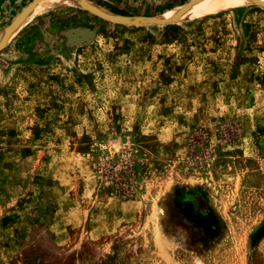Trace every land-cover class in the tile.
I'll return each mask as SVG.
<instances>
[{
  "label": "rangeland",
  "instance_id": "obj_1",
  "mask_svg": "<svg viewBox=\"0 0 264 264\" xmlns=\"http://www.w3.org/2000/svg\"><path fill=\"white\" fill-rule=\"evenodd\" d=\"M34 1L0 0V264H264V2Z\"/></svg>",
  "mask_w": 264,
  "mask_h": 264
},
{
  "label": "trees",
  "instance_id": "obj_2",
  "mask_svg": "<svg viewBox=\"0 0 264 264\" xmlns=\"http://www.w3.org/2000/svg\"><path fill=\"white\" fill-rule=\"evenodd\" d=\"M105 166V176L106 181H111L110 183L113 185V187H116V194L128 198L132 196L133 192L130 189L131 184H129L128 176L131 174L132 171H130V167L128 166L124 169H119L118 162L108 161L106 162ZM132 170V169H131ZM124 185H128V188H125Z\"/></svg>",
  "mask_w": 264,
  "mask_h": 264
},
{
  "label": "bare ground",
  "instance_id": "obj_3",
  "mask_svg": "<svg viewBox=\"0 0 264 264\" xmlns=\"http://www.w3.org/2000/svg\"><path fill=\"white\" fill-rule=\"evenodd\" d=\"M236 1H240V0H208L205 3H202L198 6H196L195 9H192L190 12V16L196 15L199 11L201 12V11H206V10H210V11L216 10L218 8L227 6L228 4H231V3L236 2ZM260 1L264 2L263 0H260ZM4 38H5L4 33H1L0 34V43Z\"/></svg>",
  "mask_w": 264,
  "mask_h": 264
},
{
  "label": "water",
  "instance_id": "obj_4",
  "mask_svg": "<svg viewBox=\"0 0 264 264\" xmlns=\"http://www.w3.org/2000/svg\"><path fill=\"white\" fill-rule=\"evenodd\" d=\"M38 2V0L34 1L32 5H30L28 8H26V10H24L23 14L17 19V21H21L22 18H24L25 16H27L29 14V12L33 9V7L35 6V4ZM100 15H102L103 17L110 19L112 21H116V22H121L123 20H119L118 18L112 17L110 15H107L105 13H99Z\"/></svg>",
  "mask_w": 264,
  "mask_h": 264
}]
</instances>
